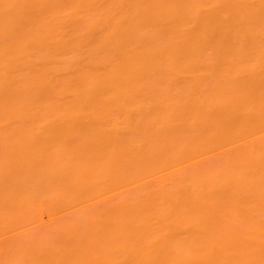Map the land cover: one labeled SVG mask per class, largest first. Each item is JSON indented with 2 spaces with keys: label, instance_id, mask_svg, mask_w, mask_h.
<instances>
[{
  "label": "bare ground",
  "instance_id": "bare-ground-1",
  "mask_svg": "<svg viewBox=\"0 0 264 264\" xmlns=\"http://www.w3.org/2000/svg\"><path fill=\"white\" fill-rule=\"evenodd\" d=\"M0 264H264V0H0Z\"/></svg>",
  "mask_w": 264,
  "mask_h": 264
}]
</instances>
